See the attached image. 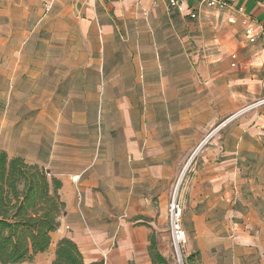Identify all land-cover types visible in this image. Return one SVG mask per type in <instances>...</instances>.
<instances>
[{
    "label": "crops",
    "instance_id": "0c3cea01",
    "mask_svg": "<svg viewBox=\"0 0 264 264\" xmlns=\"http://www.w3.org/2000/svg\"><path fill=\"white\" fill-rule=\"evenodd\" d=\"M196 5L0 0V151L47 169L65 202L48 260L9 264H51L64 237L87 263L152 264V233L169 259L188 162L191 264H264V2Z\"/></svg>",
    "mask_w": 264,
    "mask_h": 264
},
{
    "label": "trees",
    "instance_id": "16d2710c",
    "mask_svg": "<svg viewBox=\"0 0 264 264\" xmlns=\"http://www.w3.org/2000/svg\"><path fill=\"white\" fill-rule=\"evenodd\" d=\"M62 182L37 164L22 157H9L0 151V264L32 260L52 243V232L60 227L65 211L59 189ZM152 264H171L158 249L155 233L150 235ZM198 253L186 258L187 264ZM51 264H105L104 260L85 262L77 243L59 240Z\"/></svg>",
    "mask_w": 264,
    "mask_h": 264
},
{
    "label": "built area",
    "instance_id": "2783aa9c",
    "mask_svg": "<svg viewBox=\"0 0 264 264\" xmlns=\"http://www.w3.org/2000/svg\"><path fill=\"white\" fill-rule=\"evenodd\" d=\"M159 2H165L169 8H177L182 10L184 5H186L190 1L196 2L195 7H190L189 15L192 18L197 16V9L201 7H217V8H224L228 6H233L237 3L238 0H156ZM264 2V0H259ZM264 34V29L261 31ZM257 36L250 38V41H255ZM232 57L235 59L236 54H232ZM235 65V63H233ZM258 104L264 105V98L257 101ZM256 103V104H257ZM80 175H74L73 180L78 181ZM77 197L78 203L81 204L83 200V194L81 190L77 189ZM183 201L180 198V194L178 189L176 188L170 197L167 217H168V224H169V231H170V240L175 251L181 256L182 247L186 242V231L183 227Z\"/></svg>",
    "mask_w": 264,
    "mask_h": 264
},
{
    "label": "rangeland",
    "instance_id": "374dc122",
    "mask_svg": "<svg viewBox=\"0 0 264 264\" xmlns=\"http://www.w3.org/2000/svg\"><path fill=\"white\" fill-rule=\"evenodd\" d=\"M263 99V98H262ZM259 101V100H258ZM191 160V159H190ZM191 164V163H190ZM189 169H190V165H189V162L188 164L185 166V168L182 170V172L180 173L178 179L176 180L175 184H174V187H173V191L177 188L178 191H179V194H181V191L184 187V183H185V180L187 178V176L189 175ZM172 191V192H173ZM172 194V193H171ZM171 197V196H170ZM170 201V200H169ZM169 205V203H168ZM168 210V209H167ZM165 235H168L169 236V239H168V242L170 243L171 245V248H172V252L170 254V257H169V261L171 264H187L186 262V258L188 256H186V252H185V244L186 242L184 243L183 247H182V252H181V256L178 255V253L175 251L173 245H172V242L170 240V231H169V224L167 226V229L165 230ZM186 239H187V235H186ZM118 240V239H117ZM117 240H113L112 242H110V248H114L116 245H117ZM107 254V253H106ZM48 251L39 255V260L41 262H44L46 260H48ZM105 260V264H108L106 261H107V256L104 258ZM130 264H133V263H130Z\"/></svg>",
    "mask_w": 264,
    "mask_h": 264
}]
</instances>
